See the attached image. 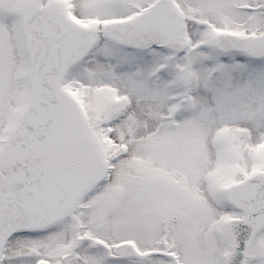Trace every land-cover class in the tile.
Segmentation results:
<instances>
[{
	"label": "snow or ice",
	"instance_id": "obj_1",
	"mask_svg": "<svg viewBox=\"0 0 264 264\" xmlns=\"http://www.w3.org/2000/svg\"><path fill=\"white\" fill-rule=\"evenodd\" d=\"M0 264H264V0H0Z\"/></svg>",
	"mask_w": 264,
	"mask_h": 264
}]
</instances>
